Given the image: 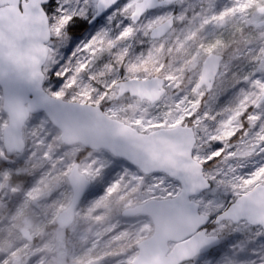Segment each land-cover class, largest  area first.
Segmentation results:
<instances>
[{
  "label": "snow or ice",
  "instance_id": "snow-or-ice-1",
  "mask_svg": "<svg viewBox=\"0 0 264 264\" xmlns=\"http://www.w3.org/2000/svg\"><path fill=\"white\" fill-rule=\"evenodd\" d=\"M0 264H264V0H0Z\"/></svg>",
  "mask_w": 264,
  "mask_h": 264
}]
</instances>
